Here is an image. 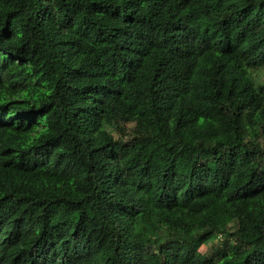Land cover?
I'll return each instance as SVG.
<instances>
[{"label": "trees", "instance_id": "obj_1", "mask_svg": "<svg viewBox=\"0 0 264 264\" xmlns=\"http://www.w3.org/2000/svg\"><path fill=\"white\" fill-rule=\"evenodd\" d=\"M0 264H264V0H0Z\"/></svg>", "mask_w": 264, "mask_h": 264}, {"label": "rangeland", "instance_id": "obj_2", "mask_svg": "<svg viewBox=\"0 0 264 264\" xmlns=\"http://www.w3.org/2000/svg\"><path fill=\"white\" fill-rule=\"evenodd\" d=\"M218 241H219V240H218ZM210 244H211V243H210ZM210 244H208L209 246L203 245V246L201 247L200 250H201L203 253L210 254L211 251L208 249V248L210 247ZM215 244H216V242H215ZM215 244H213V246H214ZM216 245H217V244H216Z\"/></svg>", "mask_w": 264, "mask_h": 264}]
</instances>
